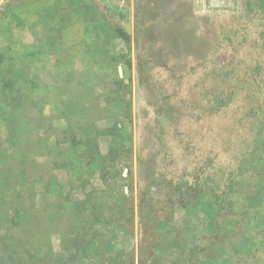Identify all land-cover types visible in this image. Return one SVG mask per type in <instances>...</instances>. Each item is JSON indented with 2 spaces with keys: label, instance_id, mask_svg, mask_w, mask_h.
I'll use <instances>...</instances> for the list:
<instances>
[{
  "label": "rangeland",
  "instance_id": "1",
  "mask_svg": "<svg viewBox=\"0 0 264 264\" xmlns=\"http://www.w3.org/2000/svg\"><path fill=\"white\" fill-rule=\"evenodd\" d=\"M130 1L126 31L125 0H0V264L25 260L19 227L41 206L25 197L30 158L12 155L15 118L95 110L24 74L15 32L41 38L49 20L50 35L89 38L109 21L130 40L125 76L97 107L124 117L94 174L106 183L98 195L118 196L101 204L107 221L147 260L162 243L183 262L264 264V0Z\"/></svg>",
  "mask_w": 264,
  "mask_h": 264
},
{
  "label": "crops",
  "instance_id": "2",
  "mask_svg": "<svg viewBox=\"0 0 264 264\" xmlns=\"http://www.w3.org/2000/svg\"><path fill=\"white\" fill-rule=\"evenodd\" d=\"M132 4L125 0V28L129 26ZM44 25L48 35L42 34L41 38L33 33L25 39L13 34V43L19 42L26 49L18 53L21 50L15 47V53L25 60L21 66L24 74L41 78L43 87L53 85L62 91H79V100L88 102V110H95L90 116H55L52 121L48 118L50 110L45 118L31 114L15 118L10 141L19 145L11 147L12 155H20L18 160L30 158L27 166L32 174L26 182L25 197L27 203L39 202L41 206L31 214L27 212L26 225L19 227L25 231L20 249L27 252L25 260L13 257L8 263L193 264L192 259L183 262L176 252H167L162 243H155L153 258L147 260L145 248L140 249L134 237L132 242L125 241V234L107 221L109 210L102 209L101 204L114 202L118 196L97 194L106 185L94 179V174L102 170L98 156L105 151L100 150L114 146L113 131H123L124 124L123 116L106 118V112L97 107L105 103L108 93L117 89L118 78H123L127 70L125 60L133 57L127 34L125 38L112 35L109 21L95 24L97 31L89 38L50 35L49 27L59 25L49 20L43 24V30ZM60 113L57 108L55 114ZM85 154L94 157L86 162ZM60 165L67 171L62 177L55 174Z\"/></svg>",
  "mask_w": 264,
  "mask_h": 264
}]
</instances>
